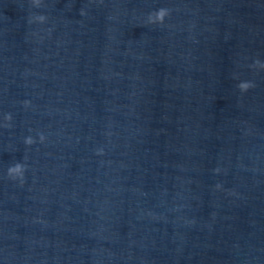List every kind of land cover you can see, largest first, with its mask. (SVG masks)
<instances>
[{"label": "clouds", "instance_id": "9594fccd", "mask_svg": "<svg viewBox=\"0 0 264 264\" xmlns=\"http://www.w3.org/2000/svg\"><path fill=\"white\" fill-rule=\"evenodd\" d=\"M34 2H35L36 4H39V0H34ZM167 14H168V13H167V11H166L165 9H160L159 11H157V12L154 14V16H155L156 19L153 20V16H150V21H152V22H156V21L158 20L159 22H163L164 17H165V15H167ZM37 18H38L39 21H41V22L44 20V17H43V16H39V17H37ZM248 87H250V84L247 85V86H241V90H242V91H246V90L248 89ZM8 119H10V117H8ZM40 139L43 140V137L41 136ZM26 143H27V144H32L33 141H32L31 138H28V139L26 140ZM13 171L18 172V173H20V175H21V174H22V171H23L22 166L19 165V164H17L16 166L10 168V169H9V174H11Z\"/></svg>", "mask_w": 264, "mask_h": 264}]
</instances>
